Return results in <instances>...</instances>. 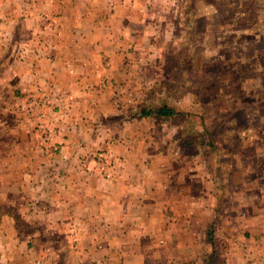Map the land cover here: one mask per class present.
<instances>
[{"label": "crops", "instance_id": "crops-1", "mask_svg": "<svg viewBox=\"0 0 264 264\" xmlns=\"http://www.w3.org/2000/svg\"><path fill=\"white\" fill-rule=\"evenodd\" d=\"M193 3L0 0V264H264L236 241L207 254L215 193L175 154L171 118L142 115Z\"/></svg>", "mask_w": 264, "mask_h": 264}, {"label": "rangeland", "instance_id": "rangeland-1", "mask_svg": "<svg viewBox=\"0 0 264 264\" xmlns=\"http://www.w3.org/2000/svg\"><path fill=\"white\" fill-rule=\"evenodd\" d=\"M207 1L180 11L171 85L155 87L147 106L178 111L175 154L193 161V177L215 193L211 245L219 248L207 254L224 259L222 243L236 241L243 261L263 260L264 0Z\"/></svg>", "mask_w": 264, "mask_h": 264}, {"label": "built area", "instance_id": "built-area-1", "mask_svg": "<svg viewBox=\"0 0 264 264\" xmlns=\"http://www.w3.org/2000/svg\"><path fill=\"white\" fill-rule=\"evenodd\" d=\"M30 114H32V111H29ZM38 132H39V140L42 143H45L49 141L50 137H52V133L49 129L44 127L42 123H39L37 126ZM114 144V142L110 143ZM93 160L97 164V167L99 170V173L102 177H104L107 180H110L114 177V172L116 170V164L117 160L110 149H103L96 151L92 155Z\"/></svg>", "mask_w": 264, "mask_h": 264}, {"label": "trees", "instance_id": "trees-1", "mask_svg": "<svg viewBox=\"0 0 264 264\" xmlns=\"http://www.w3.org/2000/svg\"><path fill=\"white\" fill-rule=\"evenodd\" d=\"M142 115L144 116H151L156 115L163 118H171L176 117L179 115L178 111L170 106L167 105H161L160 107L152 108V107H146L142 111ZM186 144V143H185ZM188 145V144H186Z\"/></svg>", "mask_w": 264, "mask_h": 264}]
</instances>
